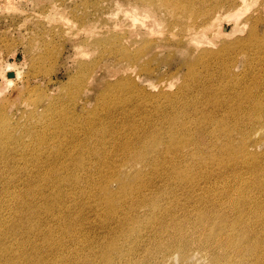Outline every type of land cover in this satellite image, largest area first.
<instances>
[{
    "label": "bare ground",
    "instance_id": "bare-ground-1",
    "mask_svg": "<svg viewBox=\"0 0 264 264\" xmlns=\"http://www.w3.org/2000/svg\"><path fill=\"white\" fill-rule=\"evenodd\" d=\"M85 3L87 11L77 19L74 18L76 23L86 29L85 39L75 43L78 49L91 40L90 32L87 31L90 15L95 18L94 23L101 22L103 17L100 16L106 14V9H110V15L122 13L123 17L131 20L130 24H142L151 31L162 18L179 17L185 36L190 41L195 43L199 36L203 41L205 39L204 42H199L203 49H193L194 53L199 52L193 59L194 62H182L181 66L186 68L185 78L181 79L177 91L172 94L161 91L158 95L151 96L137 89L133 92L121 79L107 85L104 91H97L92 95V99L97 102L101 99L107 101L109 98L108 104L111 107L115 104L134 105L137 107V114L147 122L146 126L139 129L136 138L138 143L135 146L124 143L127 147H136L132 159L127 160L129 164L137 166L136 171L126 174L124 171L115 173L112 170L113 179L99 184L102 186L99 190L104 199L97 198V193L91 191V186L97 183L95 175L91 177V174L97 172V179L101 175L98 164L90 161L83 166V161L87 160L86 155L89 154L88 142L78 143L73 139L65 144L62 140L58 143V147L62 148L53 153L50 164L45 166L48 159L43 158V152L38 148L32 151L36 148L30 147L29 141H25L24 137L30 139L32 136L40 143L46 139L43 132L36 133V127L33 129L30 125L45 127L54 123L56 120L44 123L46 113L52 114L54 108L42 105L43 100L32 101L30 116L35 118V124L24 126L23 129L10 124L3 108H0V163H5L9 156H14L22 166H33L25 170L27 179H22L26 190L19 188L21 191H16L7 185L0 190V264H73L64 262L69 255L70 258L73 255V260L76 257L77 262L82 264H158L159 258L164 259L163 264H169L173 263L175 256L179 258L178 264H205V258L208 264H264V17L261 15L264 14V0H261L259 9L253 11L255 13L251 16L254 17L249 14L243 20L242 9L250 11L251 6L259 3V0H107L106 8H102L101 4H93L92 14L90 4L87 1ZM48 10L57 11L55 5ZM221 19L232 26V31L226 32L225 27L216 26ZM187 20H192L188 26L185 25ZM203 28L211 29L199 32ZM149 42L151 41H141V47H148ZM149 52L131 56L127 49L122 48L121 51L115 49L105 54L109 58L113 54L120 57L121 61L133 62L154 53ZM155 53L162 52L155 50ZM169 61L167 58L159 66L166 67L170 65ZM88 66L89 63L79 64V73H86ZM7 68L10 65L8 67L7 64ZM1 80L0 92L4 86L12 83L11 79L4 76ZM78 80L82 82L84 79ZM194 82L199 83L200 101H193L191 104L185 101L180 108L184 116L179 112H167L166 107L170 108L172 101L193 93L190 86ZM120 87V92L131 95L127 97L118 92L113 103L110 97L116 94V90L111 89L119 90ZM88 91L89 89L84 93ZM73 103L79 104L76 98ZM152 103L157 109L154 110L153 105L149 109L147 105ZM39 108H42L41 112L36 111ZM61 113L70 118L66 113ZM193 113L199 117L194 118L191 116ZM98 114L99 111L95 108L88 116L96 117ZM71 117L81 119L82 115L74 110ZM187 119L194 121V128H189ZM85 121L87 126H83L84 132H92L93 125H88L89 120ZM63 123L57 121L53 125L59 130L63 128L68 137H73L75 127L69 128ZM104 132L102 128L93 130L95 136L100 135L98 145L104 144ZM55 138L61 139L60 136ZM262 145L263 151H256ZM76 147L80 148L75 150L77 152L73 158V153L68 150ZM66 155L68 158H65ZM69 158L73 159L70 166L67 164ZM44 167L50 171L47 173L46 169L40 170ZM38 171L40 187L32 191L34 194L26 193L31 189L27 184L28 179ZM199 172L211 175L220 184L221 188L215 193L208 190L205 192V201L216 200L221 207L219 211L206 209L200 213V209L195 206V192L202 185L199 183L200 178L198 179ZM132 179L134 180L128 181ZM112 183L117 184V189L111 188ZM171 185L184 190V193L176 198ZM255 188L263 192V205H257L260 200L256 199ZM260 192L258 193L261 194ZM20 193L29 195L30 198ZM86 194L90 201H103L106 218L99 223L103 234L102 230L96 233V239L102 238L103 242L98 245L97 240L93 242L89 239L91 236H88L83 244L87 247L86 255L81 252L64 255L66 251L56 246L61 245L65 239L83 242V238L74 233L81 228L79 222L82 221V215L74 214L73 209L78 207L82 210L79 207L81 202L74 198L78 195L85 200ZM182 196L189 199L184 202V206L178 201ZM39 202L49 204L39 208L42 206ZM162 203L166 205L163 206ZM187 206L189 210L192 209L196 223L186 221L183 217L181 223H176L170 217L155 226L153 218H149L161 211L172 215L176 210L180 211L181 207ZM55 207L58 208L57 211H53ZM98 209V204L90 206L88 213H94ZM120 209L122 213L117 212ZM42 212L49 214L44 215ZM43 215L48 223L35 226V219ZM68 220L70 221L66 224ZM12 223L15 232L12 230ZM145 228H151L154 236L162 232L166 235L161 242L156 237L153 238L156 250L139 263L136 261V253L147 251V247L139 245L141 232ZM21 230L22 240V234L20 237L16 234ZM32 237L35 238V244L31 246ZM132 238L135 239L134 252L125 256L122 251L123 243ZM55 251L59 252L63 263L54 260ZM200 253L204 258L198 257L197 254Z\"/></svg>",
    "mask_w": 264,
    "mask_h": 264
},
{
    "label": "rangeland",
    "instance_id": "rangeland-1",
    "mask_svg": "<svg viewBox=\"0 0 264 264\" xmlns=\"http://www.w3.org/2000/svg\"><path fill=\"white\" fill-rule=\"evenodd\" d=\"M85 1L90 4V14L93 13L91 8L93 4H101L100 6H102V8L108 6L107 0H8V2L7 0H0V82H2V76L12 80V83L9 84V86H4L0 92V108H3L5 117L10 124L15 126L18 125L21 129L29 127L30 124H35V118H31L30 116L31 110L33 109L31 105L32 101L43 100L42 105L46 107L50 106L51 109L54 108L52 114L46 113L44 117L46 118L44 119V123L56 120L54 123L51 122V125L45 127L36 126L38 124H35V126L30 125L32 128L36 127V133L43 132L46 135V139L40 143L35 141L32 136L30 139L24 137L25 141H29L30 147L36 148L32 151L38 148L43 152V158L48 159L44 164L45 166L50 164L49 161L53 158V153L62 148L61 146L58 147V143L60 144L62 140L64 141L62 143L65 144H69L73 139L78 143L88 142L89 154L86 155L87 160L83 161V166L89 164L88 162L90 161H94L98 164L101 175L97 179V172V174H91V177L95 175L97 181L95 186H91V191L97 193V198L104 199L103 196H101L102 194H100L99 189L102 186L99 184L107 181L110 182L113 179L112 170L115 173L119 170L124 171L126 174L136 171L137 166L129 164L130 162L127 161L132 159L136 147H127L124 143H127L129 146H135V143H138L136 138L138 137L139 129L141 130L142 126H146L147 122L143 116L137 114V107L134 105L115 104L114 107H111V104H108L109 98L107 101L101 99L97 102L92 99V95L97 91H104L107 85L121 79L124 80L123 83L128 89L132 88L131 90H133V92L137 89L139 91L143 90V94L147 93L151 96L158 95L161 91L165 94H172L177 91L178 84L182 81L181 79L185 78L186 68L185 66H181L183 65L182 62H194L193 59L199 52L194 53L193 49H201L202 44L199 42H204L205 39L203 41V39L200 38L201 36H199L194 41L195 43L190 41L188 37L185 36L186 32L183 30L182 20L176 16L169 18L164 17L162 20H159L158 26L152 29L153 34H151L152 31L150 28H146L138 23L130 24L132 23L131 20H129L128 17H123L124 15L122 13L116 16L110 15V9H106V14L100 16L103 17L101 22L94 23L93 20L95 18H93V15H90L89 18L91 20L87 31L90 32L91 40L89 44L81 46L78 49L75 43L85 39L86 29H83L79 23H76L75 19L87 11V3H85ZM260 2L261 0H259V3H254L250 11L242 9V20L247 18L249 14L250 16L254 15L253 13L255 12L253 11L259 9L258 6ZM52 5H55L57 11L48 10ZM111 7L113 10L115 9L112 5ZM261 15L264 17L263 13ZM191 23L192 20H187L185 25L188 26ZM218 25L225 27L226 32L232 31V26L222 19L217 21L216 26ZM149 29L151 32H149ZM204 29L206 28H203L199 32H208L211 28L208 30ZM143 40H146V42L151 41L148 43V47H141L142 44H140V42ZM122 48L127 49L131 56H135L137 53H147L149 51V53L153 51L154 53H151L149 57L144 56L141 57L139 61L133 62L121 61L120 57L113 56V54L109 58L108 54H105L115 49L121 51ZM155 50H160L162 53H155ZM154 54L161 55L155 56ZM167 58L170 60V65L166 67L159 66V63ZM147 61H149V63H147ZM81 63H89L86 73H79V64ZM97 63L98 65H96ZM7 64L8 67L10 65V68H7ZM7 69L9 70L7 71ZM8 74H12L13 76L8 78ZM78 78H83L84 80L80 82ZM198 84V82L191 84L190 88L191 90L193 89V93H190V95L186 94L172 101L171 107H166V111L171 114L181 113L180 108L185 101L189 104L193 101H200L201 95L198 92L200 88ZM88 89L89 91L84 93V91ZM111 91H115L116 93L110 97L113 103L116 100L118 92L127 97L131 95L120 92L121 87L119 90H117V88H112ZM75 98L78 100L79 104L75 105L73 103ZM152 105L153 103L147 106L149 109H152ZM95 108L98 109L99 114L96 117L92 115L88 116V113ZM153 108L155 110L157 106L154 104ZM74 110L82 115L81 119L78 117H71L73 116ZM36 111L41 112L42 108L36 109ZM61 112L66 113L70 118H67ZM191 116L194 118L199 117L194 113ZM85 120L90 121L88 125H93L92 132H84L83 126H87L85 125L87 122ZM187 120L189 128H194V121L192 119ZM57 121H63V125L69 128L75 127L74 136L68 137L63 128L62 130L55 128L53 124ZM96 128H102L105 131L103 133L105 136L103 145H98L100 135L95 136L96 134L93 133V130ZM21 132H24V130H21ZM55 136H60L61 139L59 138L57 140ZM119 143L120 145H118ZM78 148L80 147L68 150V152L73 153V158H75L77 152L75 150ZM32 151L31 153L33 154ZM256 151H263V145L256 148ZM13 157L14 156H9L5 163H0L1 191L6 185L10 189L16 191H21L20 189H22V191L26 190L23 188V182L27 179V171L25 170L31 169L33 166H22L19 162V166H17V157ZM65 158H68V155H66ZM189 161L191 162V157ZM72 162L73 159H70L67 163L68 166H70ZM44 169H46V167L40 170ZM49 171V169L45 170L47 173ZM38 173L39 171L28 179L27 184L31 189L29 191L27 190L26 193L30 192V194H34L35 192L32 193V191L40 187ZM203 174L204 173L201 172L198 173V179L200 178L199 183L202 185L200 186V190L195 192V198H197L195 206L200 209V213L205 212L206 209L219 211L221 207L216 200L211 202L205 201V192L208 190V192L215 193L221 188L220 184L218 181L214 180L211 175ZM202 175L203 177L201 179ZM83 178L85 177L83 176ZM133 180L134 179L128 181ZM162 182L164 183L163 177ZM171 186L175 191L176 198L180 193H184V190L177 186ZM111 188L117 189V184L112 183ZM255 190V196L258 197L256 199L260 200L257 205H263V192H260L256 188ZM20 194L30 198L29 195ZM188 195H191L190 191ZM250 195H252V193H250ZM86 198L87 199L83 200L80 196L76 195L74 199L81 202L79 207L82 208V210L78 209V207L73 209L74 214L82 215V221L79 222L81 228L78 231H74V233L81 236L83 242H77L72 238L65 239L61 245L56 246L66 251L64 255H68L70 252L75 254L81 252L82 255H86L87 247L83 245L85 240L88 236H91L89 239L95 242L97 240L96 233L102 230L99 223L106 218L103 201H90V198L88 199V194H86ZM244 198H247V196L244 195ZM178 201L184 206V202L189 201V199L182 196ZM250 202L252 201L250 200ZM114 203L118 205L115 201ZM39 204L42 205L39 206V208H41L48 206L49 203L44 204L39 202ZM96 204L99 205L100 209L96 210L94 213L92 212L93 214L90 213L92 215L89 216V207L95 206ZM162 205L165 206L166 203H162ZM181 208L182 210H176L172 215L165 211H161L160 214L155 216L150 215L149 218H153L155 226H158L163 219H168L170 217H172L176 223H181L180 220L182 217L186 221L196 223V217L191 213L192 209L189 210L188 206ZM57 210L58 208L56 207L53 209V211ZM117 212L122 213L121 209ZM42 214L45 215L49 213L42 212ZM44 215L35 219V226L48 223ZM74 218L77 219L76 217ZM54 221H56V219H54ZM69 221L70 220H68L66 224H68ZM111 226L114 227L113 225ZM11 227L13 232H15L13 223ZM42 229L46 231L44 227H42ZM90 230H92V232H89ZM16 234L17 236L22 234L21 240L23 239L22 230L20 232L17 231ZM164 235L166 234L162 232L154 236L151 228L143 229L139 245L147 247V251L136 253V261L139 263L142 262L146 255L155 251L153 238L156 237L161 242ZM31 240L32 242L30 245L32 246L35 244V238L32 237ZM134 240L135 239L132 238L123 243L122 251L125 256L134 252ZM102 242V238L97 240L98 245ZM197 255L200 258H204V255L201 253ZM53 257H55L54 260L58 263H63V258L59 257V252L55 251ZM76 259L75 257L73 260V255H71V258L69 255L64 262L82 264L80 261L77 262ZM163 261V258H159L158 264H163ZM178 261L179 258L175 256L173 263L169 264H178ZM204 262L208 264L206 258Z\"/></svg>",
    "mask_w": 264,
    "mask_h": 264
},
{
    "label": "water",
    "instance_id": "water-1",
    "mask_svg": "<svg viewBox=\"0 0 264 264\" xmlns=\"http://www.w3.org/2000/svg\"><path fill=\"white\" fill-rule=\"evenodd\" d=\"M12 76H13L12 74H8V75H7L8 78H11Z\"/></svg>",
    "mask_w": 264,
    "mask_h": 264
}]
</instances>
